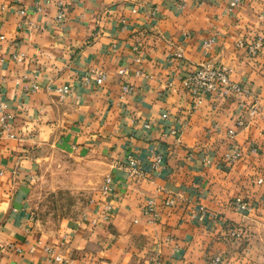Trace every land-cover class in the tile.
<instances>
[{
  "label": "crops",
  "instance_id": "0c3cea01",
  "mask_svg": "<svg viewBox=\"0 0 264 264\" xmlns=\"http://www.w3.org/2000/svg\"><path fill=\"white\" fill-rule=\"evenodd\" d=\"M232 1L0 0V115L12 114L9 129L0 125V264H216L217 255L223 264H264V183L255 175L264 128L249 111L264 109V54L238 44L264 37V0ZM19 51L24 57L13 58ZM218 61L254 92L195 105L182 79ZM253 143L257 153L248 151ZM237 148L244 156L226 166L225 152ZM51 149L96 158L103 176L78 218L46 229L32 192ZM156 152L164 161L154 168ZM131 157L139 176L129 173ZM106 174L113 190L104 195ZM241 192L254 213L231 206ZM169 196L175 204L165 203ZM150 199L157 215L145 211ZM201 204L249 236L233 239L210 213L201 220Z\"/></svg>",
  "mask_w": 264,
  "mask_h": 264
},
{
  "label": "built area",
  "instance_id": "2783aa9c",
  "mask_svg": "<svg viewBox=\"0 0 264 264\" xmlns=\"http://www.w3.org/2000/svg\"><path fill=\"white\" fill-rule=\"evenodd\" d=\"M233 4L236 3V0L232 1ZM21 13H25V8H20ZM65 5L60 1L57 16L60 18L65 14ZM264 19V12L261 14ZM5 38V34L0 31V39ZM213 42V38L205 40L204 44L206 46H210ZM238 44L240 46L247 47L248 52L251 54H258L262 52L264 54V37L260 36L255 38L250 44L246 46L244 40L239 39ZM25 53L23 51L13 53V58L15 59H22ZM124 69H121L123 71ZM232 67L228 64L218 61V62H205L198 67L194 68L190 71L183 79L182 85L185 89H187L192 97L195 105H198L201 100L207 96H215V97H224L232 95L233 93H246L252 94L254 89L249 86V84L245 82H238L231 78ZM96 73V81L101 83L105 78V73L103 71H95ZM127 87V86H126ZM63 93L70 92V85L65 84L61 88ZM6 106L5 102L0 103V108L4 109ZM249 111L251 114L259 113L260 119L263 123L264 128V109L259 104H254L250 106ZM12 116L11 113L7 111H3L0 115V125L9 129V120ZM246 122L245 119L242 118L238 120L239 127L245 126ZM148 125V123H147ZM219 126V123L216 122L214 127ZM172 132L177 134V129L172 128ZM227 132L230 136L235 135L238 132V128L235 127H228ZM264 132V129L263 131ZM249 152L257 153L259 151L258 144H251L249 146ZM244 156V151L241 148H237L233 151H227L224 154L225 164L228 167H231L234 163H236L239 159ZM164 157L162 153L156 152L154 154V159L152 161V165L154 168L159 167L163 164ZM210 158H205L204 163L208 164L211 163ZM129 173L132 176H139L142 174V167L140 164V160L134 157L129 158ZM101 193L104 195L109 194L113 190V176L111 174H106L103 182L101 184ZM165 203L167 205H173L176 203L174 196H169L165 199ZM231 206L239 212L244 214H251L256 211V206L253 202H251L245 194L237 193L230 199ZM145 211L151 212L154 214H158L155 202L153 199H150L147 204L145 205ZM197 211H194L193 214L195 215ZM112 213V206L111 204H107L106 206V213L105 216H109ZM199 218L203 220L207 213H210L214 219H217L221 222L225 228L227 235L231 236L232 238L240 239L246 236V229L237 223H232L229 221L224 220L220 216H218L215 212L208 211L206 206L201 204L199 206ZM50 251L54 250L51 246L47 247ZM55 259L60 260L63 259L65 262H69L67 258H62L60 254H55ZM216 264H223V257L217 255L215 257ZM152 264H176L174 262L168 261L163 262L161 259H155Z\"/></svg>",
  "mask_w": 264,
  "mask_h": 264
},
{
  "label": "rangeland",
  "instance_id": "374dc122",
  "mask_svg": "<svg viewBox=\"0 0 264 264\" xmlns=\"http://www.w3.org/2000/svg\"><path fill=\"white\" fill-rule=\"evenodd\" d=\"M48 155L38 171L32 201L39 224L52 229L63 219L78 218L93 192L100 186L103 163L96 158L62 150L51 149ZM257 166L255 175H261L264 183V161H260ZM242 226L246 229L243 238H247L250 229L244 224Z\"/></svg>",
  "mask_w": 264,
  "mask_h": 264
}]
</instances>
